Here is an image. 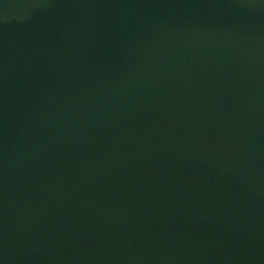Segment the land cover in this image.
Here are the masks:
<instances>
[{
  "label": "water",
  "instance_id": "1",
  "mask_svg": "<svg viewBox=\"0 0 264 264\" xmlns=\"http://www.w3.org/2000/svg\"><path fill=\"white\" fill-rule=\"evenodd\" d=\"M0 264H264V0H0Z\"/></svg>",
  "mask_w": 264,
  "mask_h": 264
}]
</instances>
